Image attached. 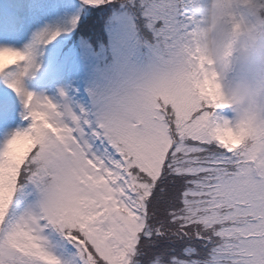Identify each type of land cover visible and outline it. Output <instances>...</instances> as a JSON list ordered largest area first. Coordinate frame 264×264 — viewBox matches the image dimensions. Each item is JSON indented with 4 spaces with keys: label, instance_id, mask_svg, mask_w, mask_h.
Wrapping results in <instances>:
<instances>
[{
    "label": "snow or ice",
    "instance_id": "6c2138e0",
    "mask_svg": "<svg viewBox=\"0 0 264 264\" xmlns=\"http://www.w3.org/2000/svg\"><path fill=\"white\" fill-rule=\"evenodd\" d=\"M82 4L114 12L147 61L91 109L61 108L21 87L60 31L20 49L17 16L0 15V76L30 120L0 139V264H264V148L181 58L191 0Z\"/></svg>",
    "mask_w": 264,
    "mask_h": 264
},
{
    "label": "rangeland",
    "instance_id": "374dc122",
    "mask_svg": "<svg viewBox=\"0 0 264 264\" xmlns=\"http://www.w3.org/2000/svg\"><path fill=\"white\" fill-rule=\"evenodd\" d=\"M71 3L75 4L74 8L80 14L89 12L82 0H0V15L15 14L19 25L17 29H24L29 24L33 38L38 33L32 26L34 20H46L45 26H49L50 31H60L57 39L49 44L45 64L35 74L32 84L26 80L27 86L23 91L33 93L35 97H47L61 108L67 104L78 111L81 107H93L91 92L107 88L121 75L122 65L137 69L146 63L147 55L145 49L131 45L123 21L112 11H108L102 27L104 39L100 35L96 47L82 36L72 39L74 30L61 33L62 16ZM20 35L17 40L23 44V32ZM39 54L40 49L34 47L33 58ZM40 61L43 62L42 58ZM0 85V89L4 88L0 90L2 139L5 134L27 127L30 120L24 118L28 109L22 106L23 94L8 87L3 76Z\"/></svg>",
    "mask_w": 264,
    "mask_h": 264
},
{
    "label": "clouds",
    "instance_id": "9594fccd",
    "mask_svg": "<svg viewBox=\"0 0 264 264\" xmlns=\"http://www.w3.org/2000/svg\"><path fill=\"white\" fill-rule=\"evenodd\" d=\"M191 2L194 27L180 45L181 58L219 85L233 127L264 148V0Z\"/></svg>",
    "mask_w": 264,
    "mask_h": 264
},
{
    "label": "bare ground",
    "instance_id": "6f19581e",
    "mask_svg": "<svg viewBox=\"0 0 264 264\" xmlns=\"http://www.w3.org/2000/svg\"><path fill=\"white\" fill-rule=\"evenodd\" d=\"M75 4L74 3H71L68 5L67 8H65V11L63 13V16H62V30H61V33H64V32H72L74 30L75 27H73V24H72V21L75 17H80V12L75 9L74 6ZM30 19V18H29ZM28 23H29V20H28ZM47 24V21H43L41 22V20H34V23H33V28L34 30L41 32L45 29L49 30L48 27L49 26H45ZM26 26V27H25ZM24 27V29H17L15 31V34L17 35V37L23 32V37H24V41H23V44H19V41L16 40V42L13 44V46L15 47H18L20 49H23L25 47V45H29L30 43L32 44L33 43V36H32V33H31V29L29 28V24H26ZM50 31V30H49ZM22 36V35H20ZM25 43V44H24ZM48 47H49V44L47 45H36L35 48H39L40 49V54L39 56H37L35 59H34V63L38 65V68H36L34 71L33 70H30L29 73L27 75H24L21 77V87L22 89L26 88V80L30 81L31 84L34 80V77L36 76L35 74L37 72H40V69L42 68V66L45 64V61H46V56H47V53H48ZM42 58L43 62L40 61V59ZM39 74V73H38ZM37 74V75H38ZM1 78L2 76H0V81H1ZM1 86V85H0ZM4 88H1L0 90L3 91ZM23 107L25 106L24 102H23Z\"/></svg>",
    "mask_w": 264,
    "mask_h": 264
},
{
    "label": "trees",
    "instance_id": "16d2710c",
    "mask_svg": "<svg viewBox=\"0 0 264 264\" xmlns=\"http://www.w3.org/2000/svg\"><path fill=\"white\" fill-rule=\"evenodd\" d=\"M107 13L108 11H89L87 14L81 15L72 39L82 36L87 38L93 47H96L99 36L101 35V38L104 39L102 27Z\"/></svg>",
    "mask_w": 264,
    "mask_h": 264
}]
</instances>
